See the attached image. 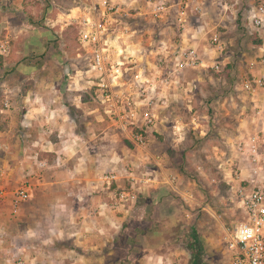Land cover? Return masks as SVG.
<instances>
[{
    "label": "rangeland",
    "instance_id": "rangeland-1",
    "mask_svg": "<svg viewBox=\"0 0 264 264\" xmlns=\"http://www.w3.org/2000/svg\"><path fill=\"white\" fill-rule=\"evenodd\" d=\"M14 1L22 8L16 10L14 7L18 4L12 3L13 0H0V11L8 14L7 19L14 26L34 24L51 28L54 21L61 23L67 18L66 14L78 0ZM140 2L144 4L141 8L146 9V0H137L136 4ZM143 17L142 26L138 27L139 33L145 34L140 45L145 55L162 43L170 45L175 41L170 29L162 31L156 23ZM209 20L228 27L225 41L230 64L222 73L209 69L182 72L172 88L165 91L160 120L145 133L146 144L140 147L133 141L135 133L128 134L103 113L94 91L89 59L78 44L76 27L70 26L62 38L58 37L56 49L64 57L60 65V75L65 76L62 94L66 97L65 88L69 87V94L76 96L75 89H79L80 95V109L70 107L80 131V155L89 157L86 161L80 157L84 168L80 177L90 178L91 171L100 173L104 189L97 191L109 192L110 202L105 207L113 213L101 214L94 210L95 206L94 211L89 212L80 199V233L66 232L64 225L74 226L78 218L70 216L65 207L66 199H60L65 190L58 191V200L47 199L51 195L45 194L49 191L44 189L45 185L38 184L34 189L33 182L17 176L12 183L0 181V191L9 193L6 198L20 188L28 187L30 191L21 213L12 214L8 222L10 242H23L19 238L32 224L46 238V243H50L53 254L50 264H85L83 256L91 255L88 248L57 251L72 247L71 243H77L78 239V243H109L102 253L107 256L104 264H153L155 259L160 261L157 264H177L175 260L179 259H184L181 260L184 264H192V230H195L203 250L202 264H234L228 239L235 227L245 220L239 186L249 190L247 180L251 172L247 162L239 159L235 147L253 132V112L259 106L257 97L246 93L241 84L246 77L247 64L259 61L264 53L259 51L263 39L228 19L222 22L223 16L215 8L210 11ZM0 21H3L1 14ZM200 23L196 19L194 25ZM200 41L203 46L207 43ZM239 49L241 54L237 53ZM206 59L211 61L210 56ZM49 60H36L46 69L39 79H54L50 76L56 65ZM65 65L70 66V73H64ZM260 70H263L261 66ZM5 79L2 72V82ZM10 88L0 87L2 98L7 89L11 90L12 97L19 94L15 87ZM46 90L55 94L53 88ZM2 123L7 130L12 129L11 119ZM14 139L17 142L16 137L11 141ZM16 146H12L15 155ZM2 154L0 158H7L10 164L15 161L12 153ZM86 166L90 169L86 170ZM12 169L6 166L0 170L11 173ZM10 177H14V173ZM164 195L167 199L162 204ZM10 204L6 207L9 213ZM116 222L117 228L113 225ZM96 224L101 225L99 230ZM104 225L113 230L105 232ZM39 243H44L42 237ZM10 255L0 249V264H12L7 260Z\"/></svg>",
    "mask_w": 264,
    "mask_h": 264
},
{
    "label": "built area",
    "instance_id": "built-area-1",
    "mask_svg": "<svg viewBox=\"0 0 264 264\" xmlns=\"http://www.w3.org/2000/svg\"><path fill=\"white\" fill-rule=\"evenodd\" d=\"M132 1L78 0L69 21L76 27L78 44L89 59L94 91L103 113L128 134L135 133L133 141L140 147L146 144L145 133L160 120L159 110L164 103L160 93L170 90L182 72L209 69L222 73L230 64L225 41L228 27L212 24L210 11L215 8L223 16L222 22L231 21L233 16L232 20L244 31L257 34L263 39L259 51L264 52V0H146L145 14L138 11L137 15L133 13L137 0ZM142 16L172 27L175 41L150 49L148 55L142 49L131 53L119 48L122 36L138 34L132 22L137 24ZM196 19L201 22L197 26ZM201 39L207 42L205 46ZM237 53L242 52L239 49ZM0 54H9L7 42L0 43ZM260 58L247 64L241 84L252 96L264 88V71L258 72L260 66L264 69V53ZM252 123L255 131L235 147L251 172L249 190L239 186L245 220L228 239L234 264H264V106L255 109ZM29 198L28 187L12 194L13 215L19 214Z\"/></svg>",
    "mask_w": 264,
    "mask_h": 264
},
{
    "label": "crops",
    "instance_id": "crops-1",
    "mask_svg": "<svg viewBox=\"0 0 264 264\" xmlns=\"http://www.w3.org/2000/svg\"><path fill=\"white\" fill-rule=\"evenodd\" d=\"M128 1L130 2L132 0ZM12 3H15V1L13 0ZM17 4L18 7H14L16 10L17 8H22V5ZM135 4L136 2L133 3L135 7L133 11L134 15H137L138 11L145 14L146 9L141 8L144 4L141 2ZM0 14L3 20L0 21V43L7 42L9 48V54L7 56L0 54V87H15L19 93L12 97L10 88L5 90L6 95L4 98L0 95V155H3V152L8 154L12 153L11 155L15 159L10 164L7 158H0V169L6 166L13 167L11 173L0 170V181L12 183L13 178L20 176L33 182L34 189H36L38 184L45 185L44 189L49 190L45 194L51 195L46 198H51V200H58V191L60 189L65 190L60 196V199H66L65 207L69 209L70 216H75L78 219L74 226L64 225L63 228L66 232H77L79 234L80 199L83 200V207L89 210V212L92 211L94 206V210L104 215H111L113 211L111 209L109 210V208L107 209V206L105 207L110 202L109 198H111V195L109 192L97 191L98 188L99 190L104 189L100 181V173L91 171L90 178L89 176L80 177V171L84 169L82 163L80 164V160L84 159L86 161L89 160V157L80 155V151L82 150L80 149V131H78L76 119L70 113L71 108H75L76 110L80 109L79 89H75L77 91L76 96L69 94V87L65 88V93H67L66 97L62 94L64 85L62 78L64 79L65 76L60 75V65L64 57L57 51V42L55 41H57L58 37L62 38L64 33L69 30V27L73 25H70L69 14H66L67 18L64 20L66 22L60 21L61 23H58L59 21L52 20L54 24H52L51 28L36 26L34 24H24L22 27H17L9 21L10 19H7L8 14L1 11ZM138 18L137 24L142 26V17ZM143 19L145 18L143 17ZM232 19L233 16H231V22H234ZM147 21L150 22L149 20ZM137 24L136 22H132V29L137 27L138 34L134 36L132 34L130 37L127 35L122 36L120 38L121 47L119 48L131 53L133 50L142 49L140 45L144 40L145 34L139 33L140 28ZM156 25L162 31L170 29L171 34L175 37V30L172 27ZM57 27L59 29L56 30ZM114 44H119V42H115ZM162 44L165 45L164 43ZM33 58L36 60L50 59L49 61L56 65V69L52 70V75L50 76L54 77L53 80L46 78L39 79V75L46 72V69L40 66L41 62H36ZM138 58H141L139 54ZM69 67V65L64 66L65 74L70 73ZM261 71H264V69L258 72ZM2 72L6 76L3 82L1 80ZM46 88H53L55 94L47 92ZM59 92L61 95L58 94ZM163 92L160 93V97L165 98V92ZM253 96L257 97V105L264 106V88L257 91ZM8 119H11L12 122L10 124L12 129L9 130L2 123V121H8ZM254 130L255 127L253 125V132ZM12 137H16L17 142L15 139L11 141ZM24 137H27V139ZM15 144H17V155L12 152V146H15ZM262 148L264 150V144H262ZM83 150H85V147ZM20 154L22 156L19 157ZM80 157L82 158L80 159ZM89 169L90 166H86V170ZM13 173L14 177L11 178L10 175H13ZM92 192H98V194H93ZM8 194L3 189L0 191V249L11 253L7 259L8 262L12 264H18L19 261L22 264L52 263L50 259H52L51 256L53 254L49 246L50 243H46V238L41 235L40 231L33 228L32 224L20 236L19 240H24L23 242L15 240L10 242L8 240V234L10 233L8 222L10 217H13L12 195L6 198ZM74 200L76 201L75 205L72 204ZM10 202L11 213L6 208ZM87 205L91 207L88 209ZM108 218L110 219V216ZM100 224L95 225L97 230L100 229ZM113 225L115 228L118 226L117 222ZM102 229L105 232L113 230L109 225H104ZM41 237L44 239V243H39ZM49 238L52 240V237ZM76 242L71 243L72 247L59 248L57 251L71 250L73 252L75 247L79 249L88 248L91 255L83 256L85 264L105 263L107 256L102 253L109 243H78L80 242L79 239ZM1 243H16V245L10 247V245L5 246ZM181 260L184 259L175 260V262L177 264H184V261L182 262ZM157 262L160 261L155 259L153 264H157ZM55 263H57L56 260Z\"/></svg>",
    "mask_w": 264,
    "mask_h": 264
},
{
    "label": "trees",
    "instance_id": "trees-1",
    "mask_svg": "<svg viewBox=\"0 0 264 264\" xmlns=\"http://www.w3.org/2000/svg\"><path fill=\"white\" fill-rule=\"evenodd\" d=\"M258 44L261 45L262 41H258ZM166 197H167V195H164L161 198L162 204H164L165 200L167 199ZM170 208L172 210L176 209V208H173V207H170ZM127 230H128V228L125 229L126 232H127ZM192 239H193L192 248H193V252H194V261H193L192 264H202L203 259L201 257H202L203 250L201 248V244H200L201 242H200V240L198 238V235H197L195 230H192Z\"/></svg>",
    "mask_w": 264,
    "mask_h": 264
},
{
    "label": "flooded vegetation",
    "instance_id": "flooded-vegetation-1",
    "mask_svg": "<svg viewBox=\"0 0 264 264\" xmlns=\"http://www.w3.org/2000/svg\"><path fill=\"white\" fill-rule=\"evenodd\" d=\"M193 243V242H192Z\"/></svg>",
    "mask_w": 264,
    "mask_h": 264
}]
</instances>
